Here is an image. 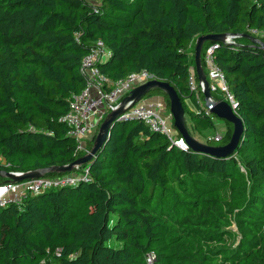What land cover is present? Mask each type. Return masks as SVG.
<instances>
[{"label": "trees", "instance_id": "trees-1", "mask_svg": "<svg viewBox=\"0 0 264 264\" xmlns=\"http://www.w3.org/2000/svg\"><path fill=\"white\" fill-rule=\"evenodd\" d=\"M262 31L264 0H0V155L21 172L81 157L60 118L86 85L81 63L98 40L111 81L147 69L178 91L192 130L215 128L197 38ZM212 44L244 121L239 147L227 157L181 149L142 120L118 119L81 165L90 180L0 206V264H148L149 253L154 264H264V48L245 36L206 41L203 64ZM152 96L170 110L163 89ZM226 125L208 144L230 141Z\"/></svg>", "mask_w": 264, "mask_h": 264}, {"label": "built area", "instance_id": "built-area-1", "mask_svg": "<svg viewBox=\"0 0 264 264\" xmlns=\"http://www.w3.org/2000/svg\"><path fill=\"white\" fill-rule=\"evenodd\" d=\"M96 1V0H93ZM254 33H259L257 30ZM260 34L264 36V31ZM236 38V37H235ZM234 38L227 39V42H233ZM218 44L210 45L205 54L204 61L208 65V72L213 76L210 81L213 91L224 90L228 101L236 110L237 103L233 95L229 92L227 77L222 69L216 64L214 50ZM110 50L103 40H98L93 44L90 52L83 58L81 63V72L86 78L84 89L73 94L70 100V108L61 118L68 127V134L77 142V152L83 156L90 152L88 142L99 131L100 125L107 115L114 109H117L131 91L149 81L157 79L155 74L147 69L129 74L126 78L116 82L102 72L99 64L109 57ZM206 72V71H205ZM207 74V72H206ZM208 77V75H207ZM191 89L198 90L195 73L189 78ZM201 88L202 84L199 82ZM156 96L143 98L132 104L131 101L125 103V111L118 117L119 120L139 119L142 120L150 130L165 133L173 145L188 149L190 146L185 139L179 135V130L174 126L172 117L168 120L163 116V105ZM203 109L210 113L209 109L203 105ZM219 140L220 134H216L210 139ZM11 164L0 155V168L9 170ZM17 175L21 171H11ZM79 180H90L89 170L81 169V165H76L72 172L57 175L44 176L32 180H25L21 183L6 181L0 184V206L15 202L20 204L22 200L31 194L45 192L49 189L58 188L66 185H72ZM155 255H147V263L154 264Z\"/></svg>", "mask_w": 264, "mask_h": 264}, {"label": "water", "instance_id": "water-1", "mask_svg": "<svg viewBox=\"0 0 264 264\" xmlns=\"http://www.w3.org/2000/svg\"><path fill=\"white\" fill-rule=\"evenodd\" d=\"M248 37L253 44H257L264 48V41L257 36H250L247 34H230V33H218V34H207L201 35L197 38L195 46V64L196 72L198 75L199 82L202 84V92L204 94L205 106L209 109L210 113L218 116L219 118L225 119L226 121L234 125L233 134L230 141L225 145H210L201 143L196 140L189 132L185 124V109L183 102L178 91L167 81L152 80L148 83L138 86L131 91V94L125 98L122 104L112 110L107 117L103 120L100 125L98 133L95 135L94 145L90 152L77 158L72 163L67 165H56L51 167L39 168L27 172H23L17 175L11 171L0 168V177L5 178L6 181H12L21 183L25 180H32L39 177L49 176L51 173L55 174H66L72 172L76 165H82L87 163L94 154L100 149L107 137L111 133L113 124L118 120V117L125 111V103L127 101H133L132 104L142 100L147 93L154 88L163 89L170 98V110L173 117L174 126L179 130L182 137L185 139L187 144L196 151L210 153L212 155L227 157L231 155L240 144V141L245 132V125L243 119L236 113L234 107L224 99H215L210 81L205 72L202 62V50L206 41L222 42L227 41L229 38L235 37ZM230 42V41H229Z\"/></svg>", "mask_w": 264, "mask_h": 264}, {"label": "rangeland", "instance_id": "rangeland-1", "mask_svg": "<svg viewBox=\"0 0 264 264\" xmlns=\"http://www.w3.org/2000/svg\"><path fill=\"white\" fill-rule=\"evenodd\" d=\"M258 36L260 37V36H263V35L259 34ZM194 49H195V45H194ZM203 66H204L205 71L207 72L208 79L212 81L213 76L208 72V65H207V63L205 61H204ZM214 98L215 99H227V96H226L224 90L220 89V90H217V93L214 94ZM186 103H187V105H188V107L190 109L195 108V104L193 103V101L190 98L187 99ZM167 113L168 112L165 113V110L162 111L163 116L166 117L168 120H170V118L172 116L169 113L168 114ZM184 117H185V124H186L190 134L196 140H198L201 143L208 144V140L211 137L215 136L217 133H219L220 135L223 136L225 134V132H226V129H227L226 120L222 119V118H219L218 116L215 115L214 121H215L216 127L212 128V129H208V130H206V131H204L202 133H199V132H197L195 130H192V128L190 127L191 126V119L189 117V114L185 113ZM0 178H2V177H0Z\"/></svg>", "mask_w": 264, "mask_h": 264}, {"label": "crops", "instance_id": "crops-1", "mask_svg": "<svg viewBox=\"0 0 264 264\" xmlns=\"http://www.w3.org/2000/svg\"><path fill=\"white\" fill-rule=\"evenodd\" d=\"M156 99H158L159 102L162 103V105H163V111L165 110V113L168 112V113L172 116V114H171V110H168L164 98H163L162 96H156ZM156 99H154V100H156ZM156 101H157V100H156ZM168 113H167V114H168ZM172 119H173V118H172Z\"/></svg>", "mask_w": 264, "mask_h": 264}]
</instances>
